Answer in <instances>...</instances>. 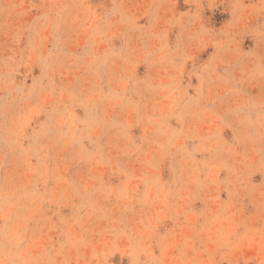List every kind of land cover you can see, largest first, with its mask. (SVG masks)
Returning <instances> with one entry per match:
<instances>
[{"label":"rangeland","instance_id":"obj_1","mask_svg":"<svg viewBox=\"0 0 264 264\" xmlns=\"http://www.w3.org/2000/svg\"><path fill=\"white\" fill-rule=\"evenodd\" d=\"M0 264H264V0H0Z\"/></svg>","mask_w":264,"mask_h":264}]
</instances>
